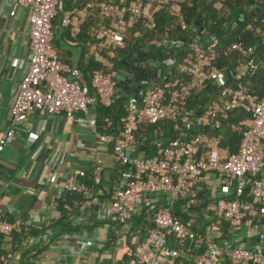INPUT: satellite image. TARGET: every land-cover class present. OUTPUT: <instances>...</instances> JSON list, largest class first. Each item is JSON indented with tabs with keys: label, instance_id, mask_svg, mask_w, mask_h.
<instances>
[{
	"label": "built area",
	"instance_id": "2783aa9c",
	"mask_svg": "<svg viewBox=\"0 0 264 264\" xmlns=\"http://www.w3.org/2000/svg\"><path fill=\"white\" fill-rule=\"evenodd\" d=\"M115 1L96 0L86 4V8H97L108 20L109 27H101L99 34L103 39L102 46L111 54L125 45L124 29L119 23L127 12L153 30L157 25L156 14L163 6L176 14L181 28L186 29L180 13L181 6L189 0H135L127 8L123 7L127 0H117V4ZM2 2L8 6L10 17H15L21 9L30 10V62L11 108L12 125L38 112L67 118L83 114L98 142L112 146L119 164L130 167L124 184L115 188L111 198L103 202L88 184L84 169L70 170L69 175L75 181L65 185V192L80 196L89 206L97 208L98 221H115L119 225L132 219L140 200L159 199L153 216L154 228L148 230L143 240H136L133 249L138 264H163L161 246L168 238L178 247L188 244L203 249L193 261L170 264H264V244L247 246L245 241L234 243L228 236L213 241L171 215L173 206L183 200L187 201V208L194 205V189L207 186L220 216L229 224L233 238L244 223L264 217V90L257 97L249 94L240 81L257 71L258 43L249 47L232 44V50L241 54L242 59L229 73L212 66L218 45L215 36L209 35L203 45L181 39L167 42L169 49L174 44L184 45L187 50L176 64L179 77L163 78L161 84L146 83L139 96L127 98L118 133H98L96 119L89 116V111L94 106L108 108L115 104L117 76L96 72L90 85L80 83L78 69L68 68L60 61L52 42V20L58 14L61 28L67 29L71 38H76L81 31L83 12L65 10L62 0ZM232 80L237 82L235 87L229 85ZM207 86L219 91L218 100L195 116L187 109L188 100L195 89ZM237 110H243L248 117L231 125L233 129L240 128L241 139L236 153L229 154L226 148L217 146L216 138L209 139L205 130L221 128L223 118ZM165 121L182 122L183 128L178 129L176 136L165 146L161 139L155 140V155L132 157L137 127ZM111 124L107 121V126ZM199 128L201 132H198ZM13 137V130L9 128L0 138V154ZM200 147L203 148L201 152ZM168 194L166 203L162 204V198ZM14 231L15 225L0 216V235L9 238Z\"/></svg>",
	"mask_w": 264,
	"mask_h": 264
},
{
	"label": "crops",
	"instance_id": "0c3cea01",
	"mask_svg": "<svg viewBox=\"0 0 264 264\" xmlns=\"http://www.w3.org/2000/svg\"><path fill=\"white\" fill-rule=\"evenodd\" d=\"M8 11V6L0 0V138L9 128L14 134L12 142L0 154V216L15 225V232L9 238L0 235V264H138L133 249L136 240H143L153 228L152 211L148 208L159 199L140 200L132 219L119 225L115 221H98L97 208L89 206L87 201L80 204V196L64 190L66 184L75 181L69 175L70 170L84 169L88 184L103 202L124 184L130 171L117 162L112 146L98 142L87 126V118L80 113L67 118L38 112L12 125L11 108L30 62V10L21 9L15 17H10ZM59 17L52 23L53 48L65 66L78 69L80 83H88L96 64L106 67L108 73L115 72L110 63L113 53L101 43L95 50L93 45L88 47L84 42L71 40L61 28ZM87 20L96 23L89 17ZM175 55H170V65L176 62ZM142 65L134 73L125 68L112 73L118 81L115 104H119L117 111L120 108L123 114L117 123L116 113L106 115L102 109L92 107L89 116L96 119L98 133H118L127 98L139 96L142 85L146 84L144 65L158 68V75L153 77L157 80L165 70L152 59H146ZM149 82L155 84L153 80ZM107 121L111 126H107ZM154 136L155 132L150 131L143 138L149 145L136 142L131 156L155 155L151 147ZM202 150L200 147L199 152ZM204 192L207 198L202 197ZM210 193L207 186L195 188L194 197H201L200 202L188 211L180 210L193 230L218 241L223 235L218 227L220 214ZM167 197L169 194L162 198V204ZM248 222L234 238L227 230L228 238L234 243L245 241L247 246L264 244V217ZM197 255L188 244L178 247L168 238L161 246L160 259L163 264H170L193 261Z\"/></svg>",
	"mask_w": 264,
	"mask_h": 264
},
{
	"label": "trees",
	"instance_id": "16d2710c",
	"mask_svg": "<svg viewBox=\"0 0 264 264\" xmlns=\"http://www.w3.org/2000/svg\"><path fill=\"white\" fill-rule=\"evenodd\" d=\"M62 1L65 10L82 11L85 16V18L82 17L80 34L76 38L70 39L84 42L88 47L89 45H93L95 50H97L100 43L101 45L103 44V39L99 34L100 28L109 27V22L101 15L97 8H86L88 2H95L96 0ZM132 2H135V0H127L123 7L127 8ZM115 3H118L117 0ZM180 14L186 24V29L181 28L176 14L173 12L171 13L168 8L160 6L156 14L157 25L156 28L152 30L147 28L141 20L133 17L127 12L119 23V26L124 29L122 38L125 45L123 48L113 50V58L110 60L113 71L117 72L119 69L125 68L131 73H134L137 68H142L141 66H143L142 64L145 63L146 59H152L156 64L164 66V73L160 75V80L154 79L153 77L156 76V74L158 75V68L152 67V69L150 66L144 65L143 72L146 71L144 79H146V83H150L149 81L153 80L155 84H161L163 83V78L172 80L175 77H179L176 71V64L180 62L187 53L184 45L178 46L173 44V47L169 49L166 46L167 42L172 41V43H174L175 40L181 39L185 42L195 41L203 45L207 37L212 35L218 40V45L215 49L216 56L212 66L231 73L238 66V61L242 59L241 54L232 50V44L241 43L243 46L249 47L258 43L256 51L257 71L252 77H245L240 81L246 86L249 94L260 97L264 90V0H189L181 6ZM58 15L52 20V23ZM87 17L94 20L96 23L92 24L91 21L87 20ZM64 31L70 36L67 29ZM171 53L176 54V62L173 65L169 64ZM93 61L94 60H91V63H93ZM96 65L97 66L91 71V76L87 85H90L91 77L96 72L106 74L115 73L112 71L108 73L106 72V67L100 66V64ZM133 70L134 72H132ZM145 85L146 84H143L142 86L145 87ZM229 85L235 87L237 82L232 80ZM218 97L219 91L213 86L195 89L188 100L187 109L195 116H198L212 102L217 101ZM118 106L119 104H113L108 108L101 106L96 107H98L99 110L102 109L106 115L108 113H116L114 115L117 117L116 120L118 123L119 118L123 114L120 112V108L117 111ZM247 117L248 115L243 110L228 113L223 118L221 128L210 131L205 130V132L208 133L207 136L218 140V147L228 149L229 154L236 153L241 139V132L240 128L233 129L231 125L237 124ZM180 125L183 126V123L177 122V124H175L169 121L155 125H139L134 132V143L139 142L142 145H149L143 138L147 133L153 131L155 132V136L151 143V147L153 150H156L157 148L154 144L155 140L161 139L162 145H167L168 142L176 136V130L181 127ZM159 126L162 127H160L162 132L159 130ZM201 131L202 129L199 128L198 132ZM190 134H196V132H191ZM125 167L130 168L128 166ZM205 195H207V193L204 192L202 197L207 198ZM200 198L201 197L195 198V203L200 202ZM78 201L80 204L86 202L82 197L78 198ZM156 206L157 204L148 208V210L150 209L149 211H152V220ZM186 206V200L177 203L171 209V215L189 226L186 214L183 213L184 211L181 213L180 210L182 208L183 210L186 209ZM192 208L193 205L191 204L186 210L188 211ZM219 218L218 227L222 228L223 235L219 237L218 241H221L228 236L226 231L230 230V226L221 216ZM193 250L197 251V254L203 252V249L200 247L193 248Z\"/></svg>",
	"mask_w": 264,
	"mask_h": 264
}]
</instances>
